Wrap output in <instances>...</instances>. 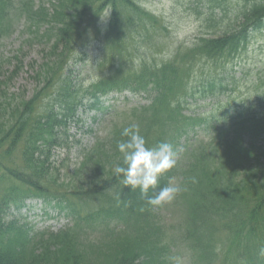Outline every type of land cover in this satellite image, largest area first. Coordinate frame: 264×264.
Returning <instances> with one entry per match:
<instances>
[{"label": "trees", "instance_id": "obj_1", "mask_svg": "<svg viewBox=\"0 0 264 264\" xmlns=\"http://www.w3.org/2000/svg\"><path fill=\"white\" fill-rule=\"evenodd\" d=\"M37 1L38 6L35 0L21 1L19 9L33 26H48L44 37L52 42V56L38 72L44 85L19 102L2 100L0 94V264H173L182 253L192 264H264L258 255L264 247V91L257 94L256 107L227 111L213 134L188 150L186 164L162 174L156 188H150L148 195L154 196L170 179L173 183L182 177V224L168 227L159 219L162 207L150 206L139 188L132 191L113 173L121 156L117 142L127 139L121 133L132 123L139 124L148 146L169 142L177 154L190 128L211 126L205 117L184 114L185 100L194 96L188 79L200 61L226 65L246 48L264 29V0H244L230 17L213 11L226 0H208L212 11L201 17L207 33L177 49L171 60L137 64L130 57L136 37L130 44L128 37L138 29L139 36L149 33L157 20L136 0ZM13 2L0 0V37ZM105 12L110 19L103 45L117 48L125 60L110 77L81 88L85 94L80 96L81 89L69 75L62 78V71L83 40V26L99 21ZM216 82L212 74L209 93L218 87ZM125 90L148 94L150 103L128 112L83 152L72 177L60 178L54 172L53 150L68 147L63 132L67 121L85 100L102 109L103 95ZM30 197L55 205L70 224L59 231L34 232L25 224L5 222L9 209L22 208Z\"/></svg>", "mask_w": 264, "mask_h": 264}, {"label": "rangeland", "instance_id": "obj_2", "mask_svg": "<svg viewBox=\"0 0 264 264\" xmlns=\"http://www.w3.org/2000/svg\"><path fill=\"white\" fill-rule=\"evenodd\" d=\"M14 1L1 22L4 31L0 37V94L2 100L11 101L14 98L15 102H19L32 98L37 89L44 85L43 80L38 78V72L51 60L48 58L52 56V42L44 37L48 27L46 24L35 27L27 15L22 14L19 3L24 0ZM136 1L156 16L157 27L147 34L143 31L140 36L137 32L141 29H138L128 37L129 44L132 43L133 37H136L135 51L131 50L130 53L135 64L140 60L149 63L171 60L177 49L193 45L200 36L207 33L208 28L203 24L201 17H206L207 13L212 11L208 0ZM35 4L38 6L40 2L35 0ZM243 4L244 0H226L221 6H215L213 11L216 15L222 11L230 17ZM109 15V12H105L99 21H92L83 26L84 31L79 33V38L83 40L76 43L69 62L64 65L62 78L69 75L79 90L89 87L101 78L110 77L125 60L119 55L117 48L111 50L103 45L106 43L104 26L109 22ZM106 55H109L110 59L113 56L115 61H104L102 56ZM228 60L226 65L198 60L200 62L196 71L188 79L190 91L194 96L188 97L184 114L192 118L205 117L211 126L199 124L189 129L179 147L176 164H179L178 168L186 164L190 148L199 147L202 140L213 134L227 111L233 114L239 108L257 106V94L264 91V29L256 32L246 48ZM212 74L216 76V83L223 84L221 88L216 86L213 94L207 91ZM57 87L56 84L50 91ZM80 91V96L85 94L82 89ZM89 102L85 100L76 115L67 121L63 132H67L68 147L53 150L54 172L62 179L72 177L82 161L85 150L90 149L98 139L104 138L132 109L149 104L150 97L145 93L126 90L102 97V109L91 108ZM181 180L182 177H176L173 184L179 185ZM179 202L181 199L177 196L173 202L164 205L160 210L159 219L168 227L183 223L185 211ZM11 221L25 224L34 232L59 231L70 224L67 214L55 205H49L35 197L28 198L20 209L12 206L5 222ZM173 264L192 263L189 262V256L182 253Z\"/></svg>", "mask_w": 264, "mask_h": 264}, {"label": "clouds", "instance_id": "obj_3", "mask_svg": "<svg viewBox=\"0 0 264 264\" xmlns=\"http://www.w3.org/2000/svg\"><path fill=\"white\" fill-rule=\"evenodd\" d=\"M121 135L127 139L117 142L121 156L113 163L115 176L120 178L124 186H130L132 191L139 188L141 195L154 208L173 202L185 189L173 184L171 179L154 196L148 195L150 188L158 185L159 177L177 164V150L173 144L162 141L155 146H148L137 123L124 127ZM258 255L264 257V247L259 249Z\"/></svg>", "mask_w": 264, "mask_h": 264}]
</instances>
